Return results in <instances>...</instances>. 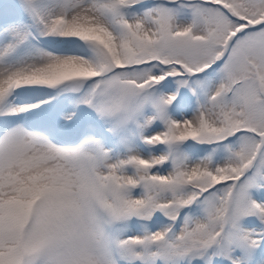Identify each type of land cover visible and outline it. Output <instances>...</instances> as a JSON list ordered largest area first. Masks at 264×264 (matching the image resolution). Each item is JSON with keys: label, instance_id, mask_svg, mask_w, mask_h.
<instances>
[{"label": "snow or ice", "instance_id": "1", "mask_svg": "<svg viewBox=\"0 0 264 264\" xmlns=\"http://www.w3.org/2000/svg\"><path fill=\"white\" fill-rule=\"evenodd\" d=\"M0 264H264V0H0Z\"/></svg>", "mask_w": 264, "mask_h": 264}]
</instances>
